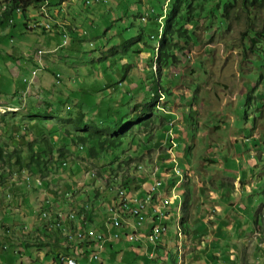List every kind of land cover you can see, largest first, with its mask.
<instances>
[{
  "label": "rangeland",
  "instance_id": "374dc122",
  "mask_svg": "<svg viewBox=\"0 0 264 264\" xmlns=\"http://www.w3.org/2000/svg\"><path fill=\"white\" fill-rule=\"evenodd\" d=\"M52 1L59 5L50 8L55 11V7H58L61 19L65 18L64 21L75 32L69 45L55 52L48 50L57 47L62 39L54 28L47 33L40 27L30 32L25 29V20L18 14L14 16V24L7 19L6 22L0 20V118L1 115L6 118L0 119V143L4 151L28 152L31 141L47 137L53 142L57 140L58 144H53L55 151L58 153V149L67 148L68 166L61 168L57 164L54 170L46 172L49 179L46 175L42 178L48 183L52 179V190L62 197L67 191L74 192L80 188L76 195H81L82 199H88L89 195L92 206H99L94 207V210L100 218L105 214V208L112 204L109 196L116 193L110 189L111 184L117 185L130 179L131 189L139 191L147 178L152 180L147 173L151 174L153 164L157 163L158 176L164 178L168 186H172V179H175L172 164L173 167L178 165L183 181L174 193L181 196L172 201L173 221L168 223L167 234L177 240L175 247L181 257L178 264H183L184 257L190 252L195 253L205 241V235L200 234L199 228L215 225L213 221L217 217L222 220L238 216L242 217L240 224H232L224 230L223 235L226 239L229 233L231 242L227 244L234 246L235 263L264 264V33H259L264 31V7L233 10L226 20L201 18L197 29L200 43L194 45L186 57L182 56L180 63L161 71L159 81L173 91L171 96L158 101L160 109L164 107V113L157 115L156 123L147 129L135 124L134 135L124 137L120 147L105 151L101 158H95L87 150H79V145L73 144L72 150L65 129L73 132L79 117L89 118L87 121L96 119L102 123L106 112L116 115L119 110L122 114L117 116L130 115L131 111L127 108L130 103L133 104L137 99L144 102L149 98L151 82L148 78L151 73L147 67L150 49L138 52L139 48L145 46L144 41L136 40L132 46L133 53L130 52L119 61V64L132 63L133 68L125 78L121 70L113 78L107 76L115 67H111V60H103L104 56L109 55L112 45L137 36L140 29H144L146 35L155 32L156 22L150 12L152 4L150 0ZM167 6L165 2V9ZM46 7H43V18L40 11L33 8L29 10L31 20L37 19L32 25H37L39 21L53 25V20L49 18L51 11ZM159 22L162 24L164 20L159 18ZM62 28L64 33L70 35L65 26ZM82 31L87 33L82 36ZM41 50L44 52L40 54H44L39 71L34 70L35 79L38 80L28 89L23 77L31 74L35 62L27 54L32 53L37 57ZM153 68L156 71V65ZM51 70L62 74L59 83ZM111 82L113 86L118 82L119 87L104 88L105 84ZM141 83L146 86L144 91ZM127 92H130L128 97L125 96ZM131 99L133 101L129 102ZM47 103L53 105L49 112L45 109ZM38 113L52 116L32 122L31 119L36 118ZM28 114H32V117H27ZM172 126L178 144L175 153L167 136ZM55 131L59 132L55 134L56 140L53 138ZM25 157L28 163L29 155L26 153ZM120 163L122 165L119 166ZM140 165L147 173L139 169ZM13 168L16 167H11L4 160L0 161V173L4 169L11 172ZM21 170L15 169L18 173L14 177L16 180L12 174H6L5 181L17 191L22 187L27 188L20 182L25 179V172ZM91 171L96 175H92ZM46 184L40 188H45ZM8 194L11 192L7 191V200ZM76 195L72 201L74 206L73 202L78 201ZM101 201H104V205ZM7 203L0 193V247L7 245L4 254L16 257L9 258L8 264H19L18 261L24 256L34 258L39 252L45 251L43 246L49 244H45L34 230L25 229V234L21 235L22 222L25 220L18 216L23 209L17 206L18 210L10 213ZM185 204L188 209H184ZM231 209H234V215ZM44 213L39 212V216L42 218ZM258 215L262 217L259 225L255 222ZM27 217L28 220L23 224L32 228L31 214H27ZM203 217H206L205 223ZM183 219L185 224L189 223L188 226L181 224ZM14 221L19 223L14 224ZM100 225L98 223L96 227ZM176 226L181 229L182 234L179 236ZM54 239H51L53 247L61 248L62 241L58 243ZM155 239L158 240V237ZM116 244L117 250L121 252L119 256H122L116 259L118 264H128L129 261L143 264V260H147L142 252L139 261L135 259L131 251L136 250L131 244ZM26 245H29L27 250ZM171 246L162 248L168 252ZM109 251L107 247L105 253ZM165 260L159 256L155 263L150 264L171 263L170 259L169 262ZM188 264H195V259L191 258Z\"/></svg>",
  "mask_w": 264,
  "mask_h": 264
},
{
  "label": "trees",
  "instance_id": "16d2710c",
  "mask_svg": "<svg viewBox=\"0 0 264 264\" xmlns=\"http://www.w3.org/2000/svg\"><path fill=\"white\" fill-rule=\"evenodd\" d=\"M165 2L168 3L166 9L164 7ZM150 3L152 4L150 9L151 17L152 19H155L153 21L156 22L153 29V31L155 32L146 35L144 29H140L137 36L124 39L122 42L112 45V47L108 51L109 55L104 56L103 60V62H106L107 59L111 60V67H115V70L110 71L107 76L113 78L114 74L117 71L120 72L121 70L125 78L129 75L131 69L133 68V66L131 65L132 63H122V65L119 64V61L122 60L124 56L128 55L130 52L133 53L134 49L132 46L136 40L144 41L145 46L139 48L138 52H144L146 48L150 49L149 62L147 67L151 73V76L148 78V80L151 82V84L149 85L150 88L148 89L150 93L149 98H146L144 102L137 99L134 100L133 104L130 103L127 106V108H129V110L131 111L130 115L128 114L127 116H117L118 114H122L119 110V113H116V115L114 113L113 115H109L108 112H106V116H104V121H102V123L100 121H97L96 119L87 121L89 118L87 119L86 117H79L75 123V130L73 132H71L67 128L65 129L67 136H69L71 140L70 144H72V146L73 144L79 145V150H87L88 154L95 158H101L105 151L117 149L118 147H120L124 143V137L129 136V134L134 135V127H136L135 124H138V127L141 129H147L156 123L157 115L164 113V107L160 109L161 107H159L158 101L161 98L171 96L173 94V91L169 87H164L163 84L159 81L161 71L164 68L175 66L180 63L181 57H186L188 52L191 51V48L194 45L200 43L197 29L199 27L201 18H219L220 20H226L233 10L239 8L248 9L252 6L264 7V0H150ZM45 5L47 6L46 8L51 11L49 14V18L53 20V25L50 29L42 28L43 32L47 33L49 30H52L54 28L56 34L59 35L62 39V42L57 47H52L51 49L53 50H48V52H55L58 50V48H64L68 46L70 40L75 35V32L70 29L71 25L67 24L64 19H61V12L59 11V9L55 8L54 11L50 8V6L52 5H59L58 3H54L52 0H0V20L5 21V19H7L8 22L11 23V18L14 19V16L16 14L15 10L20 9L21 12L19 11L18 15L21 19L23 17V19L25 20V29L31 32L35 28L39 27H32V24H34L37 19L34 18L31 20L29 10L33 8L40 11L43 18L45 17L43 11V7ZM142 17L143 14L141 15V18ZM159 18L164 20L162 24L161 22H159ZM14 23L15 22H13V24ZM62 26H65L66 30L70 33V40L66 44H63L64 29L62 28ZM82 32H80V34L84 35V33L82 34ZM259 33H264V31H260ZM146 37L147 39H145ZM253 40L255 41V39ZM33 59H35V57ZM155 62L158 64L157 71L153 70V65ZM34 65L35 66L33 68L37 66L36 63ZM119 65H122L121 68ZM46 67L47 65L45 64V68ZM51 71L55 76V80H58L57 83H59L61 81L62 74L59 71ZM119 82L120 85L121 81ZM111 84L112 82L105 84L104 88L115 89L117 88L115 86H118V82H116L115 86ZM141 88L144 91L146 86L143 84ZM130 92H127L128 95L125 94V96L128 97ZM132 101L133 99H131L129 102ZM51 105V103H47V107H45L47 112H49V109L53 107V105ZM50 116H52V114L38 113L36 114V118H34L33 116L34 119H31V121L42 120L43 118L46 119ZM27 117L31 118L32 114H28ZM193 118L194 117H192V119ZM0 119L5 120V115H1ZM57 133L59 132H54V134ZM54 140L56 139L54 138ZM54 142H57V140ZM53 144L54 143H52V141H50V138L48 137L40 141L31 142L29 144V161L27 163L26 161L28 160V158L26 159L23 150H15L12 153L6 152L4 151L3 145L0 143V161L4 160L6 163L10 164L11 167H16L19 170L27 166L32 170H37L39 174H42V176H44L50 168L56 167L61 163H67L66 159L69 155L67 148H60L58 149L57 153L56 151H54L55 147ZM118 159L119 158H117L116 161H118ZM120 165H122V163H120L119 166ZM16 168L13 169L15 170ZM111 169L114 171L113 168ZM14 170L8 172V169H4L3 172L0 173V178L4 179L6 174L13 175ZM4 181L5 180H2V183H4ZM129 181L130 179H128L127 181L125 180L123 182L124 186L121 187L128 189L130 187ZM172 181L175 182V179H172ZM112 187L114 188L115 186ZM261 198L262 197H260V199ZM262 203H264V201H262ZM73 210H75L74 205H72V209H69L67 213H70ZM258 216L262 219L260 215ZM74 220H76V218ZM183 222L184 219L181 221L182 225L184 224ZM255 222L257 225H259V222H257V220ZM74 228H76L75 230H82V223L74 222ZM159 242H162V238L159 240ZM158 247V256L154 259V261H157L160 256L162 258H165L166 262H169L168 259H170V264H178L179 256L177 253V248L170 249L167 252L166 250L161 249V245H159ZM62 251H66L67 253L75 252V250H69L67 245L63 246L60 252ZM60 252L55 258L63 257L61 256ZM105 255L106 254H104V261L100 264H105L106 262H108V259L105 258ZM55 258L53 260H55ZM130 263L132 262L129 261V264Z\"/></svg>",
  "mask_w": 264,
  "mask_h": 264
},
{
  "label": "crops",
  "instance_id": "0c3cea01",
  "mask_svg": "<svg viewBox=\"0 0 264 264\" xmlns=\"http://www.w3.org/2000/svg\"><path fill=\"white\" fill-rule=\"evenodd\" d=\"M55 8L58 9V7H55ZM60 17H61V15H60ZM62 19H65V18H62ZM27 55L31 56L32 59L34 58V55H32V53H29ZM33 60H34L33 62H35L37 64V57L36 56H35V59H33ZM55 137L56 136H54V138ZM29 138L30 137L28 136L27 139L29 140ZM31 142H29V143H31ZM52 143H54V142L52 141ZM55 143H56L55 145L58 144L57 142H55ZM72 150H74V146H72ZM23 152H24L25 155H26V153H27V155L29 154V151L26 152V151L23 150ZM52 169H53V167L50 168L49 171H51ZM33 170H35V169H33ZM33 173L37 174V170L36 171H33ZM45 175H46V177L48 179L50 178V177L47 176L48 174H45ZM40 176H42V174H40ZM6 179L7 178H6V175H5V178L2 179V180H6ZM44 181H46V180H44ZM9 182H11V181H9ZM50 182H53V180L51 179ZM50 182L49 183L47 181L44 182L45 184L47 183L46 184L47 186L45 185L46 186L45 188L44 187L43 188H38L37 187L35 189L29 190L28 188L22 187V188L19 189L20 191H17V188L16 189H13L12 186H9L8 185V182H5L4 181V185L2 186V188H0V193L3 196V199L6 202H8L7 204H9L8 205L9 207L7 206L9 208L8 212L14 213V212H16V210H18L17 206H20V210L23 209V211H21V215H19L18 217L20 219H22V220H25V221L28 220L27 214H31V218H32V221H31L32 228H28L27 225H24L23 223L25 221L22 222V226H23L22 227V230L23 231L21 232V235L25 234V232H26L25 229L34 230L36 232V234H38L45 241V244H49V245L43 246V247H45V248H43L45 251L39 252L37 255L34 256V258H29L28 256H24L22 258V260L20 259L18 261L19 264H34V262L36 264H49L58 255V253L62 250V248L64 246V242H63V239L61 238V236L58 233H55L54 229L50 228L49 225H47V224H49V221H47L49 219H43V217L41 218L39 216L38 209L40 207H42L43 201L45 200V198L47 196H51L53 198V200H55V203L57 204L58 207H60V208L65 207V212L67 214V220H68V216L71 213H74V212L77 213V208H75V210H73L70 213H67V211L69 209H72L71 204H72V201L75 200L74 199V195H76V193H79L80 188H79L78 191L74 190V192H71L69 190L70 192L67 191L65 193L64 197H62V196H59L58 195L57 191H53L52 190V184H54V183H50ZM141 182H143V181H141ZM151 183H152V180L150 178H147L146 181H145V183L143 184V187L140 189V191H142V196H144V194L146 193V190L149 188V186L151 185ZM166 186L168 188L167 193L168 192L170 193L171 191H170L169 188L171 186H168L167 184H166ZM7 191L8 192H11L13 194V198L11 200H7L6 199V193H7ZM161 191L159 192V195L156 196V199L158 197V200H159V202H158V204L156 206H162L163 205L160 202L161 197H162V194H161L162 192ZM129 192H130V194H133V192H131V190H129ZM16 196H18V197H16ZM58 198H60V201L58 200ZM76 199L78 201L77 202L76 201L73 202V203H75V206H77V203H80L81 201L85 200V199H82L81 198V195H76ZM114 199H115V195H114ZM114 201H115V203L112 205V207L116 204V200H114ZM35 202H36L37 205H35ZM33 204H34L35 207L34 206L31 207V205H33ZM23 205L24 206H27V209H24V206ZM170 206H169V210H173V207L172 206L170 207ZM8 208H6V210ZM184 209H188V207H187L186 204H185ZM226 209L229 210L228 208H226ZM234 209H231V212L233 213V215L235 213L234 212ZM36 210H37V212H36ZM149 210L152 211L151 209H149ZM227 210H225V212L228 214L229 212H227ZM154 211L157 212L156 208H154ZM220 212L222 214H224V212L222 210H220ZM222 214L219 213V215H222ZM240 218H242V217L241 216H238L237 218H234V217L227 218V219L226 218H223L222 219L223 221H222L220 217H217V220H215L217 222L213 221V223H215V225H211L210 226L208 224L207 225L208 227L205 226L203 228H199L200 234L205 235L203 237L205 239V241H202V243L199 245V248H197V250L195 251V253L190 252V253L187 254V257H184L183 264H188V262H190L191 258H194L195 259V264H236L235 263V258H234L236 256L234 254V246L232 245L233 247H230L229 244H227V243H230L231 242L230 241L229 233L227 234V238L226 239H224L223 235H225L224 234V230L227 229L232 224H235L236 222L240 224ZM231 219H233V220H231ZM4 220H7V217H4ZM167 220L165 222V233H162L161 219H158L157 216L155 218V215L154 214H152L151 217L149 218V226H151V231L153 233H155V234H159L160 237L162 238V242H161L162 243L161 244V249L162 250H164L162 248V246H166V245H172V246H174V248H172V249L177 248V247H175L177 240H174L170 236H167V234H169V231H168V229H169L168 223L170 221H173V217L171 216V218L169 217V219H167ZM196 220H198V219H196ZM203 220H204V223H205L206 222V217H203ZM256 220L259 223L262 222L261 221V218L259 216L257 217ZM201 222H202V220H201ZM13 223L14 224L15 223L17 224L19 222L18 221H14ZM185 223L186 222H184V226H188L189 225L188 222H187V224H185ZM155 226H156V228H154ZM141 227H142V229H141ZM159 228H160V231H158ZM176 228H177V226H176ZM139 229H141L140 232H139V233H141V234H139L140 235V238L143 237L142 239H140V241L143 240V242H150L147 239V236H150V234L148 233V225H143V226L140 225L139 226ZM49 231H51L53 234L50 235V232ZM212 231H213V233H212ZM118 232L120 233V236L119 237H121V243L129 244V235L128 234H125V229H118ZM50 237H51L52 240H53V238H56V239H54L55 242L61 243V241H62L63 246H61V248H54L53 247V244H52V240L50 239ZM184 238H186V240H188L186 234H184ZM223 242H225V243H223ZM118 244H120V243H118ZM116 245L117 244L112 245L110 247V251L106 254L107 259H109V260L112 261V262H109V264H118L116 262V259L122 258V256H119L121 252L117 250ZM134 245L135 244L132 245L133 246L132 248H134L133 250H136V251H131V255H135L134 258L135 259H138V261H139V258L138 257H141V250L139 251L138 249H136V247L138 248V246H134ZM184 245H185L184 246V254H185V252H186V242H185ZM158 246L159 245H154L153 246L154 258H156V256H157V251H158V248H159ZM171 247H169V250L171 249ZM27 249H28V246L26 245V250ZM26 252L28 253V251H26ZM75 252L74 253H68L67 254L66 251H64V252L62 251V252H60V254H61V256H65V257L66 256L69 257V256H72L73 255V256L78 257L79 260H81L82 259L81 252L78 251V250L77 251L75 250ZM177 252H178V248H177ZM143 256H144V254H143ZM11 257L13 259H16V257H13L9 253L7 255H5L4 252L0 253V264H8L7 261ZM140 259H142V258H140ZM103 261H104V254H103V260L100 261V262H98V264L102 263ZM155 262L156 261H154V263ZM130 264H135V263L132 262ZM143 264H150V263L147 260H145V261L143 260Z\"/></svg>",
  "mask_w": 264,
  "mask_h": 264
},
{
  "label": "built area",
  "instance_id": "2783aa9c",
  "mask_svg": "<svg viewBox=\"0 0 264 264\" xmlns=\"http://www.w3.org/2000/svg\"><path fill=\"white\" fill-rule=\"evenodd\" d=\"M20 9H16L15 13L18 14ZM14 22V19L11 18V23ZM32 27H41L45 28L44 24L32 25ZM87 33V32H82ZM1 34V32H0ZM70 39L66 35H63V44ZM39 64H37V67ZM38 79H35V71H31L29 76L23 77V82L28 84V89L34 84ZM58 81V80H57ZM29 91V90H28ZM29 93V92H28ZM174 127L172 126L169 129L168 137L170 141L172 138H176L173 134ZM172 162V160H170ZM169 163V162H168ZM68 166L67 163H61L60 167L64 168ZM151 169V174L147 173V170L143 168V165L139 166V169L144 170L145 173L150 175L152 178V183L148 189H156V195H159V192L163 189L165 185V179L160 178L158 176L159 165L156 163L153 164ZM173 176H179V167H173L172 164ZM21 170V169H20ZM21 172H25V179L20 181L25 184L29 190L40 188L44 185V179L40 174H35L33 171L28 170V168L24 167ZM16 171L13 172V179L16 180ZM91 174L94 175V172L91 171ZM15 177V178H14ZM4 183H2V179L0 178V188ZM134 187V183L131 184ZM117 186L121 189V186H124L123 182H120ZM131 188V186H130ZM133 191V189H131ZM177 195V194H176ZM110 197L111 203L113 201L112 197ZM13 198V194L11 193V197L8 200ZM151 198L154 196H142V191H133V203L132 205H125L124 200L121 202L122 206L131 207V214H125L126 224L125 225H117L116 220L111 215L112 204L105 208L106 212L102 216H98V212L94 210V207H99L97 204L92 206L91 200L88 195V199L77 203V217L76 220H67V214L65 212V207H58L55 203V200L51 196H47L43 201L42 207L38 209V212H46L49 216V227L54 229V231L60 233L61 238L63 239L64 245L68 246L69 250H78L82 254V262H70L68 260H62L61 258H55L49 264H98V255L106 254L105 251L110 249L112 245L116 243H121V237H118V229H125V234L129 235V244L131 246H138V250L144 254V257L149 261V263L154 262V253L153 246L161 245V242L155 241V235L151 231V226H149V218L152 214H160L161 219V227L162 233H165V222L172 216V210H165L160 208L159 212H152L149 210V203L151 202ZM102 204L104 205V201ZM106 207V206H105ZM103 212V211H102ZM95 218L97 220H95ZM102 219V220H101ZM74 222L82 223V232H74ZM98 223H101L99 227H96ZM140 225H148V233L150 234V242L140 241L139 235V226ZM7 250V245H3L0 247V251L4 252ZM112 262L108 259V262L105 264H109ZM34 264H36L34 262Z\"/></svg>",
  "mask_w": 264,
  "mask_h": 264
},
{
  "label": "bare ground",
  "instance_id": "6f19581e",
  "mask_svg": "<svg viewBox=\"0 0 264 264\" xmlns=\"http://www.w3.org/2000/svg\"><path fill=\"white\" fill-rule=\"evenodd\" d=\"M20 12H21V10H20ZM38 24H44V26H45V28L46 29H50L51 27H52V25L50 24V23H46V22H44V21H42V22H38L37 23V25ZM84 34H86V33H84ZM63 35H66L68 38H70V35L68 34V33H63ZM68 40H70V39H68ZM67 42V41H66ZM66 42H65V44H66ZM40 52H44V51H39L38 53H39V55H37V64H39V65H41V62H42V56H43V54L44 53H42V54H40ZM34 70H37V71H39V66L37 67H35V68H33L31 71H34ZM176 140V138H172L171 139V146L170 147H172V152H174L175 153V149H176V147L178 146V144H177V142L175 141ZM176 157V156H175ZM177 161V160H176ZM178 164V163H177ZM176 166V165H175ZM177 167H178V165H177ZM181 170V169H180ZM182 174V173H181ZM94 175H96L95 174V172H94ZM182 176L181 175H179V176H175V182H174V185H172L169 189L171 190V192L169 193H167V190H168V188H167V186H166V184L168 185V183H166L165 182V185H164V187H163V189H162V197H161V200H160V202L163 204L162 206H156L157 204H158V202H159V200H158V197H157V199H156V189H147L146 190V193L144 194V196H154V198H151V202L149 203V209H151L153 212H155L154 211V208H156V210H157V212H159L160 211V208H163V209H165V210H169V206L171 205L172 206V201L174 202V199H179L180 198V196H179V194L178 193H174V192H176L177 190H178V187L182 184ZM22 181V180H21ZM111 188H112V186H110ZM115 189H117V190H113V188L111 189L112 191H115L116 193H115V196H117V197H115V199H114V196L112 195L111 197H112V199H113V201H112V205L115 203V201L114 200H116V204L111 208V215H112V217L116 220V224L117 225H124L125 223H126V217H125V214H131V207H129V206H122V209H121V202H123V200H124V204L125 205H132V203H133V194H130V196H128V194L130 193L129 192V190H131V188L129 187L128 189H125V188H123V187H121V189H119L118 187L116 188V187H114ZM131 192H133L132 190H131ZM114 193V192H113ZM173 193V194H172ZM177 194V195H176ZM11 197V194H8V198H10ZM117 198V199H116ZM170 206V207H171ZM171 209V208H170ZM155 215V218H156V216H157V218L158 219H160V217L158 216V214H154ZM76 216H77V213H71L69 216H68V220H70V219H72V220H74L75 218H76ZM43 217L46 219V218H49V216L47 215V214H43ZM154 225V224H153ZM143 226V225H142ZM154 228H156V226L154 227ZM153 228V229H154ZM141 229H142V227H141ZM141 229H139V232H140V230ZM177 230H178V236H179V234H182L181 233V229H180V227L179 226H177ZM74 231H76V232H82V230H75V228H74ZM158 231H160V228H159V230ZM159 233V232H158ZM139 234H141V233H139ZM146 234V233H145ZM154 235H155V238L156 237H158V240H159V237H160V235L158 234H155L154 233ZM120 236V233L118 232V237ZM147 239L148 240H150V236H147ZM157 239H155V241H156ZM157 240V241H158ZM126 241V240H125ZM158 252V251H157ZM68 254V253H67ZM70 255V254H69ZM158 256V255H157ZM156 256V257H157ZM178 256H179V253H178ZM180 257V256H179ZM61 259L62 260H68V261H70V262H80L81 260H79L78 259V257H76V256H69V257H65V256H63V257H61ZM100 259H102L103 260V254H100V255H98V260H100ZM155 259V258H154ZM180 259H181V257H180ZM82 262V261H81ZM179 263V262H178Z\"/></svg>",
  "mask_w": 264,
  "mask_h": 264
},
{
  "label": "clouds",
  "instance_id": "9594fccd",
  "mask_svg": "<svg viewBox=\"0 0 264 264\" xmlns=\"http://www.w3.org/2000/svg\"><path fill=\"white\" fill-rule=\"evenodd\" d=\"M87 2H88V1H87ZM82 36H84V35H82ZM155 65H156V71H157V67H158L157 65H158V64L155 62L154 65H153V67H154Z\"/></svg>",
  "mask_w": 264,
  "mask_h": 264
}]
</instances>
